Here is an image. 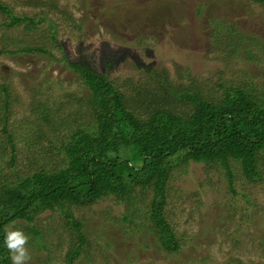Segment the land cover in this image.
<instances>
[{
    "label": "rangeland",
    "instance_id": "374dc122",
    "mask_svg": "<svg viewBox=\"0 0 264 264\" xmlns=\"http://www.w3.org/2000/svg\"><path fill=\"white\" fill-rule=\"evenodd\" d=\"M37 1L0 0L15 14L47 13L57 23L61 44L60 48L51 41L44 23L31 31L23 24L0 27V52L16 51L0 53V81H7L11 90L8 129L15 136L16 170L21 173L62 164L61 155L47 154L52 144L47 140L37 144L34 138L44 131L54 145L60 144L54 140L58 133L40 123L36 102L51 109L62 137L68 136L70 126L82 123L77 111L90 93L64 57L106 73L126 94L157 86L140 64L168 71L173 90L198 88L206 99L220 98V83L252 88L257 94L264 91V6L250 0H40L57 4L74 22L49 6L36 5ZM4 20L0 14V23ZM222 22L243 33L237 56L231 53L226 31H216V23ZM29 46H43L53 57L19 52ZM247 52L250 57L244 56ZM110 54L115 61L106 69L104 58ZM186 66L192 67L197 85L182 78ZM218 70L223 72L221 78ZM174 105L182 112L188 107ZM2 112L0 166L8 173L11 146L1 130ZM233 168L237 195L229 192L224 174L203 164L188 170L181 166L172 173L166 215L179 238L181 248L175 253L166 252L149 230L145 215L153 199L149 187H137L130 202L109 196L89 205H70L66 210L82 222L86 237L74 264H264V181L249 182L239 163H233ZM259 168L264 176V152ZM125 213L132 224L124 222ZM35 224L44 230L41 249L25 222L9 227L29 237L26 264H65L68 251L79 242L65 215L59 209L46 211Z\"/></svg>",
    "mask_w": 264,
    "mask_h": 264
},
{
    "label": "trees",
    "instance_id": "16d2710c",
    "mask_svg": "<svg viewBox=\"0 0 264 264\" xmlns=\"http://www.w3.org/2000/svg\"><path fill=\"white\" fill-rule=\"evenodd\" d=\"M250 1L264 6V0ZM40 4L74 22L73 17L67 16L57 4L38 0L36 5ZM0 14L5 18L0 27L23 24L27 31H31L46 24L51 41L61 48L57 40V23L47 13L15 14L9 5L0 2ZM77 27L82 29L81 25ZM215 28L218 33L226 31L231 41V53L237 56L240 41L244 40L243 33L235 27H226L223 22L216 23ZM237 37L241 39L234 43L238 42ZM6 52L16 53L12 50L0 53ZM19 52L50 54L53 57L43 46L23 47ZM246 54L250 57L249 52L244 56ZM64 59L90 94L85 105L77 111L82 123L75 128L70 126L66 138L60 134V123L52 119L51 109L40 102L34 105H37L40 123L52 127L59 135L53 137L60 141L59 146L54 145L44 131L34 137L37 144L47 140L54 146H49L48 155L58 153L62 156V164L52 169L41 166L29 173L16 170L15 136L8 129L7 118L11 109V90L7 81H0L1 130L11 146L9 172L0 166V264H12L10 251L4 245L5 229L25 222L41 249L44 230L35 223L46 211L57 209L65 215L67 225L72 227L70 231L79 241L66 255L65 264H74L86 237L81 231L82 222L75 220L66 208L93 204L109 196L130 202L137 187L153 190V199L145 214L149 230L155 233L166 252L175 253L181 247L167 218L166 205L168 186L176 168L183 166L188 170L193 164H203L209 171H220L226 176L231 195L238 194L233 163H239L249 182L264 181L259 168L260 154L264 152V91L257 94L252 88L220 83V98L206 99L198 88L189 87L181 92L173 90L168 71L140 64L139 68H144L157 86L153 89H131V94H126L107 78L106 73L100 74L84 63ZM104 61L105 68L109 69L115 57L110 54ZM217 73L221 78L223 72L218 70ZM181 75L196 84L197 78L191 66L184 67ZM35 92L40 91L35 89ZM175 103L187 104V110L177 111ZM247 200L253 206V200ZM123 220L133 223L126 213Z\"/></svg>",
    "mask_w": 264,
    "mask_h": 264
},
{
    "label": "clouds",
    "instance_id": "9594fccd",
    "mask_svg": "<svg viewBox=\"0 0 264 264\" xmlns=\"http://www.w3.org/2000/svg\"><path fill=\"white\" fill-rule=\"evenodd\" d=\"M29 237L19 229H5L4 245L10 251L12 264H26L30 259L26 244Z\"/></svg>",
    "mask_w": 264,
    "mask_h": 264
}]
</instances>
